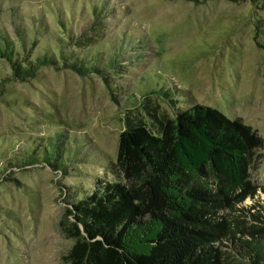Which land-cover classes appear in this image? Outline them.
<instances>
[{
  "label": "rangeland",
  "instance_id": "1",
  "mask_svg": "<svg viewBox=\"0 0 264 264\" xmlns=\"http://www.w3.org/2000/svg\"><path fill=\"white\" fill-rule=\"evenodd\" d=\"M255 25L263 43L264 0H0V32L18 65L49 58L19 76L0 56V264H61L71 241L58 228L67 200L59 188L89 191L112 179L107 165L125 112L150 123L144 103L169 117L201 104L241 118L262 138L249 172L264 184ZM121 45L108 66V53ZM75 60L86 70L72 67ZM158 88L176 101L151 93ZM57 145L64 169L55 167Z\"/></svg>",
  "mask_w": 264,
  "mask_h": 264
},
{
  "label": "trees",
  "instance_id": "2",
  "mask_svg": "<svg viewBox=\"0 0 264 264\" xmlns=\"http://www.w3.org/2000/svg\"><path fill=\"white\" fill-rule=\"evenodd\" d=\"M257 28L253 39L264 66ZM121 47L108 53V66L115 65ZM14 55L12 42L0 32V56L17 75L49 62L36 58L24 68ZM72 65L86 70L79 60ZM171 91L151 93L174 103ZM143 113L150 123L125 112L115 158L107 165L112 179L89 191L59 188L67 200L58 228L71 241L61 264H264V184L249 172L261 136L241 118L207 105L175 108L169 117L157 104L144 103ZM58 147L55 167L64 169ZM51 155L44 153L43 160Z\"/></svg>",
  "mask_w": 264,
  "mask_h": 264
}]
</instances>
